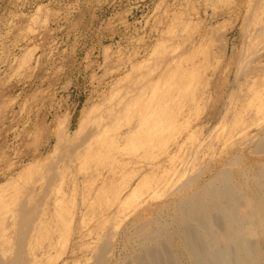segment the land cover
Returning <instances> with one entry per match:
<instances>
[{"label": "rangeland", "instance_id": "374dc122", "mask_svg": "<svg viewBox=\"0 0 264 264\" xmlns=\"http://www.w3.org/2000/svg\"><path fill=\"white\" fill-rule=\"evenodd\" d=\"M262 1L0 0V248L8 243L12 256L22 240L24 249L34 248L36 264L50 259V264H92L96 244L107 241L113 258L101 264H112L125 257L123 245L137 248L138 237L131 235L136 214L145 210L146 218L155 216L171 201L175 182L168 169L179 165L182 174L184 166V177L198 172L200 166L190 169L191 158L210 150L204 158L212 157L215 168L224 163L221 153L226 152H239L246 163L264 159V152L252 150L248 141L261 136L264 126ZM136 75L145 78L144 99L150 103L144 107L163 121L158 136L152 130L129 152L115 148L99 153L106 149L101 142L86 141L88 148L62 160L70 142L87 136L95 113L120 101ZM127 122L121 118L119 126L117 121L118 131ZM39 210L45 215H38ZM104 231L106 240L100 238ZM24 249L18 256H25ZM180 261L188 264L183 256Z\"/></svg>", "mask_w": 264, "mask_h": 264}, {"label": "bare ground", "instance_id": "6f19581e", "mask_svg": "<svg viewBox=\"0 0 264 264\" xmlns=\"http://www.w3.org/2000/svg\"><path fill=\"white\" fill-rule=\"evenodd\" d=\"M263 9L261 8V10H263ZM251 13H253V12H251ZM259 16L260 15H258V17ZM256 20H259V19L257 17H255V21ZM125 74H127V73H125ZM159 74H161V73H159ZM141 75L144 76V73L143 74L141 73ZM136 76L138 77V75H136ZM149 76H150V74H149ZM116 77H119V76L116 75ZM138 78H140V75H139ZM138 78H137V80H138ZM143 78L144 77L140 78V83H139L138 82L139 80L137 81L136 80V77H135L133 79V81H132V84H130L129 86H127V87H125L123 89V93H122V95H120L121 96V99H119L120 101L114 102L113 105H112V103H110V101H106V103L108 102V103L111 104L110 107H109V104H106L107 107H109L107 110L104 108L106 111L103 110L104 112L101 115H100L101 112H98V114L95 113L96 116H98V117L95 120H93V122H92L93 124L91 126L92 128L88 132H86L87 136L86 137L84 136V138H82L79 141V143H78V141L77 142H74V143H71L69 141L70 142V146L69 147L66 146L67 147V150H66L64 156L61 155L63 157L62 160L66 159L68 157L70 158L72 155H73V158H75L74 157V154L75 153H78V151H80V149H83L81 147L85 146L84 148H86V147L88 148L90 146L89 143H91V142L93 143V142H97V141L98 142H101L100 145L103 148H106V149H104V151L103 150H101V152L99 151V153H107V152L109 153V151L114 150L115 148H117V149H127L126 150V152H127L128 150H132L134 148H137V146H139L141 144V142H142L141 140L143 139V137L150 136V133L152 132V130H153V133H156V135L160 132L159 131L160 130V125H161V122H163V121L160 122V114L158 112H156V111L147 112V109L150 106H147L146 105V107H144V104H143V103L147 104L149 102V99L147 100V98H146L147 102L144 99V97H145V95H144V89H143V85H142V82H141V79L143 80ZM155 79H157V78H155ZM158 79H159V77H158ZM163 81H164V79H163ZM137 82H138L139 85L137 84ZM238 82H240V81L238 80ZM154 84H155V81H154ZM154 84H153V86H154ZM119 85H120V83H119ZM157 85H158V83H157ZM236 85H237V83H236ZM153 86H152V88L154 89ZM117 89L118 88H116V91H117ZM106 90H107V88H106ZM113 90H115V89H113ZM155 90H159V87H158V89H155ZM236 90H237V88H236ZM119 91H122V90H119ZM158 93H160V92H158ZM161 93H163V92H161ZM232 93L234 94L235 92H232ZM237 93H235V94H237ZM165 95H167V94H165ZM108 96H111V93ZM111 97L113 99L114 95L111 96ZM111 97H108V98H111ZM162 97H164V96H162ZM103 98H104V96H103ZM157 98H158V96H157ZM157 98H155V100H157ZM159 98H161V96ZM105 100H107V99H105ZM104 104L105 103H103L102 105H104ZM158 104H159V106L161 105L159 102H158ZM261 105L263 106V104H261ZM154 106L155 105L153 103V107ZM155 107L153 108V110L155 109ZM156 109H157V107H156ZM263 109H264V107H263ZM257 110H259V109H257ZM160 111H161V109H160ZM161 113H162V111H161ZM163 113H165V112H163ZM95 114L93 115L94 117H95ZM131 116H132V119H130L131 121L129 120L130 122H127L128 119H129V117H131ZM165 117H166V115H165ZM173 117H174V115H173ZM121 118H124L125 119V122L128 123V126H126L127 128L123 126V127H121V128H123V130L118 131V129H119L118 125L120 124ZM169 118H171V117H169ZM234 120H235V118H234ZM117 121H118V125H117ZM246 121L250 122L249 120H246ZM246 121H244V122H246ZM218 122H220V121H218ZM170 123H172V122H170ZM164 124L166 125V123H164ZM254 124H255V122H254ZM124 125H125V123H124ZM224 126H225V124H224ZM256 126H258V125H256ZM261 129L263 131L262 134H261V136L258 135V138H256V140L254 139V141H251V139L253 140L252 137H251V139L249 138L250 140H248V141H250V143H252L251 145L254 146V149L252 148V150H255V152H258V150L261 151V152H264V126ZM168 131H170V130H168ZM230 131L231 130H229V134L232 133V132L230 133ZM213 132H214V129H213ZM222 132H223V130H222ZM240 134H241V132H240ZM240 134L238 133V135H240ZM176 135H177V133H176ZM214 135H216V134H214ZM59 136H61V135L59 134ZM157 136H156L155 139H158ZM248 136H250V135H248ZM214 138H216V137H214ZM245 138H246V136H245ZM146 140H147V138H146ZM152 140H153V138H152ZM86 141L89 142V143L87 144ZM69 142L68 143L66 142V144H69ZM85 142H86V144H84ZM151 142L152 141H150V143ZM214 142H216V141H214ZM240 143H243V142L240 141ZM246 143H247V141L245 142V144ZM61 144H62V142H60V145ZM92 145H94V143ZM243 145H244V143H243ZM57 146H59V143H57L53 148H55ZM216 146H217V144H216ZM179 147H180V145H179ZM206 148H207V146H206ZM60 149H64V148L61 147ZM117 149H116V151H117ZM146 150H147V148H146ZM206 150L208 151V149H206ZM234 150L235 151H240L238 148H236ZM250 150L251 149H249V151ZM190 151H188V152H190ZM82 152H83V150H82ZM96 152H98V149L95 150V152H93L91 158H94L96 156V155H94ZM198 152H201V151H198ZM212 152H211V150H210V153L208 151L207 153H209V155L205 154L206 152L205 153L204 152L203 153L201 152V155L200 156H198L199 155L198 154L195 157H192L191 158V162L189 163V164H191V167L189 165L190 169L191 168H194L195 169L196 167H199L200 166L199 167L200 170L197 172V169H195L196 172L194 171L193 174H191V175L189 173V175H186L184 177V174H186L187 171H186V169H184V166H182L183 164L181 165L183 167V169L181 170L182 171V174H180L181 172L179 171V169H177L179 167V165H178V167H174L173 169L172 168L171 169H168L169 170L168 171V175H169L168 178L170 177L169 180H172V181L175 182V187L173 186L174 188H171L169 186L171 189H173L172 192L169 193L171 196H173L172 199H171V201L168 202V203H165V204L162 203L163 204L162 207L160 209H158V210H155V211H157V213L155 212L156 213L155 216L154 215L153 216L150 215V216H148V218H146V215H145L146 214V211L145 210H143L139 214H136V216L131 221L132 226L135 228L133 230V232H131V235H132V237H134V235H136L138 237V240L136 239L137 240L136 241L137 242V245H136L137 248H129V247H126L125 245H123L124 248H125V251H126L125 257L123 259H120L119 257H118V259H116L117 258L116 257L115 258L116 260L114 262L112 261L113 262L112 264H183L180 261V257H182V256L185 257V261L188 264H264V159H262L260 161H256V162L253 161V162L246 163V161H244V159L242 158V155H240L239 152H236V153L226 152V153H221V154H225L224 155L225 156L224 157V160H225L224 163H222L219 167L215 168L216 163L212 164L211 161H210L212 157L211 158L209 157L208 159L207 158L206 159L204 158V157L211 156V153ZM120 153H122V150H121ZM123 153H122V155H123ZM131 154L132 153H130V155ZM187 154H186V159H187V157L189 156L190 153L188 154V156H187ZM99 156L96 157V158L97 159H101V157H99ZM121 157H124V156H121ZM182 157H184V155ZM126 158H127V156H126ZM179 158H180V156L178 157V160H179ZM135 159H136V157H135ZM186 159H185V161H186ZM111 160H112V158H111ZM113 160H115V159H113ZM206 160H207V162L205 163ZM182 161L184 162V160H181V162ZM189 161L190 160H188V162ZM219 161L220 160H218V162ZM215 162H216V160H215ZM37 163H38V161H37ZM126 164H127V161H126ZM38 166H42V164L41 165L39 164ZM119 167H122V166H119ZM185 168L188 169V167H185ZM52 169L53 168H51V170ZM139 170H140V168H139ZM41 171H43V170H41ZM53 171L56 172V173L58 172L56 170V168ZM124 171H125V168H124ZM165 174H167V173H164V175ZM42 175H44V173ZM51 175H53V174H51ZM57 175H58V173H57ZM205 175L207 177L204 179L203 177ZM46 176H47V172L45 174V177ZM55 176H56V174H55ZM141 176H142V174H141ZM162 176L163 175H161V177ZM164 177H166V176H164ZM164 177H162V178H164ZM162 178H161V181L163 180ZM166 181H168V180H166ZM174 182H171V183H174ZM146 183H148V182H146ZM170 185H172V184H170ZM170 188H169V190H170ZM132 196H133V194H132ZM147 196H149V195H147ZM161 196H163V194ZM125 201H126V199H125ZM22 206H23V210H24L25 207H24V205H22ZM14 212H15V210H14ZM32 212H34V211H32ZM54 212L55 211H53V213ZM152 212H151V214H153ZM24 213L25 212H23L22 214L24 215ZM37 213L38 212H34V214H37ZM42 213L44 214V212L40 211V213H38V215L39 214H42ZM16 215H18V214H16ZM59 215H61V214H59ZM41 217H39V218H41ZM27 218H29V217H27ZM37 219L38 218H36V219L34 218L33 221L34 220H37ZM118 219H119V217H118ZM22 221L27 222L28 219L27 220L24 219ZM45 222H47V221H45ZM16 223H17V221H16ZM31 224H32V222H31ZM33 224H36V223H33ZM39 224H41V222ZM119 224H120V222H119ZM19 226H20V224H19ZM15 228H17V227H15ZM21 228H19V229L21 230ZM46 228H49V227H46ZM35 229H36V227H35ZM35 229H31V230H35ZM63 229H64V227H63ZM27 232L28 231H27V228H26V233L24 232V234L25 235H28ZM29 232H32V231L29 230ZM34 232H36V231H34ZM45 233H46V231H45ZM107 233H108V231L107 232L104 231L103 232V236L102 237L100 236V238L106 240L105 239V236L108 235ZM33 234L34 233L32 232V236L31 237H34ZM28 237L30 238V235H28ZM45 238H47V237L45 236ZM112 238L113 237L111 236V239ZM23 240L25 241V238ZM125 240H126V238H125ZM31 241H33V240H31ZM42 242H43V240H42ZM42 242H40V243H42ZM131 242H132V240H131ZM23 243L24 242L21 240V241H19V243L16 244L17 246H15L14 252H13L12 256H9V255H11L10 253L12 252V249L9 248V244L8 243H7V246H6L7 248L6 249L3 248V247H1L2 249L0 248V264H36L35 261H34L36 259V255H35V253L32 252V251H34V248L33 249H30V247L28 246L29 249H28V247L27 248L25 247L26 249H24V246L23 245H25V244H23ZM125 243H127V242H125ZM107 244H109V242H107V241L104 242V244H99L98 243V246L96 244L95 251H93L96 255H94V262L92 264H101V261L103 259L110 260L111 258H113L112 257L113 255L111 253L112 248H109L110 249L109 250L108 249L109 246L107 247ZM20 246H21L20 251L22 250V252H23V249H24V251L27 250V253H25V256H23V257L18 256V254H17V251H19V247ZM63 246H65V245H63ZM131 247H133V246H131ZM97 249L100 250V251H98ZM10 250H11V252H10ZM107 252H109L108 253L109 255L107 254ZM19 255H21V254L19 253ZM57 259H58V256L56 258V261H57ZM53 260L50 259L49 261L51 263H53ZM50 262H47V263L50 264Z\"/></svg>", "mask_w": 264, "mask_h": 264}]
</instances>
